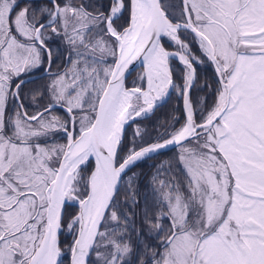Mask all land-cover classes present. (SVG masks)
Returning a JSON list of instances; mask_svg holds the SVG:
<instances>
[{
    "label": "snow or ice",
    "instance_id": "6c2138e0",
    "mask_svg": "<svg viewBox=\"0 0 264 264\" xmlns=\"http://www.w3.org/2000/svg\"><path fill=\"white\" fill-rule=\"evenodd\" d=\"M0 264H264V0H0Z\"/></svg>",
    "mask_w": 264,
    "mask_h": 264
},
{
    "label": "trees",
    "instance_id": "16d2710c",
    "mask_svg": "<svg viewBox=\"0 0 264 264\" xmlns=\"http://www.w3.org/2000/svg\"><path fill=\"white\" fill-rule=\"evenodd\" d=\"M204 75L210 77L211 76V69H207ZM175 105H176V97H175V95H173L172 98L159 109V111L157 112V116L163 118L172 110V108ZM159 159H165V157H160ZM155 162L156 161H148V164H152ZM144 170H145V172L149 171V168L147 165L144 166Z\"/></svg>",
    "mask_w": 264,
    "mask_h": 264
},
{
    "label": "rangeland",
    "instance_id": "374dc122",
    "mask_svg": "<svg viewBox=\"0 0 264 264\" xmlns=\"http://www.w3.org/2000/svg\"><path fill=\"white\" fill-rule=\"evenodd\" d=\"M139 70H140V69L138 68L134 74H133V73L131 74V78H130L129 82H131V80L135 78L136 73H137ZM39 79H40V78H39ZM39 79H38V80H39Z\"/></svg>",
    "mask_w": 264,
    "mask_h": 264
},
{
    "label": "flooded vegetation",
    "instance_id": "af4514ba",
    "mask_svg": "<svg viewBox=\"0 0 264 264\" xmlns=\"http://www.w3.org/2000/svg\"><path fill=\"white\" fill-rule=\"evenodd\" d=\"M136 72V71H135ZM135 72H133V74L135 73ZM132 74V73H131ZM40 77H38V78H33V79H35V80H38ZM131 78V75L129 76V79Z\"/></svg>",
    "mask_w": 264,
    "mask_h": 264
},
{
    "label": "water",
    "instance_id": "95a60500",
    "mask_svg": "<svg viewBox=\"0 0 264 264\" xmlns=\"http://www.w3.org/2000/svg\"><path fill=\"white\" fill-rule=\"evenodd\" d=\"M137 68H138V66L135 68V70H136ZM135 70H134V71H135ZM132 72H133V71H132ZM132 72H131V73H132ZM38 77H39V75H37V76H35V77H33V78H38Z\"/></svg>",
    "mask_w": 264,
    "mask_h": 264
}]
</instances>
